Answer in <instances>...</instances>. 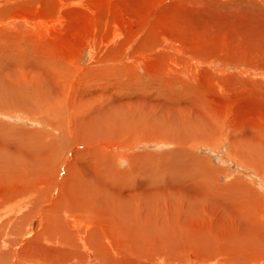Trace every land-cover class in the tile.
I'll use <instances>...</instances> for the list:
<instances>
[{
    "label": "rangeland",
    "instance_id": "374dc122",
    "mask_svg": "<svg viewBox=\"0 0 264 264\" xmlns=\"http://www.w3.org/2000/svg\"><path fill=\"white\" fill-rule=\"evenodd\" d=\"M61 1L70 7L60 9L57 0H0V156L6 158L9 152L16 163L22 159L15 153L14 143L21 146L32 142L36 148L45 140L59 136L58 123H64V108L68 102L70 115L77 119L74 122L71 116V120L65 122L66 128L73 130L75 126L77 131L82 127L89 131L103 123V126L108 125L109 131L116 132V123L114 127L109 120L118 114L114 108L125 114L127 110V117H137L135 113L141 109L139 116L145 120L151 114L157 115L158 120L149 123L151 129H164L165 133L169 123L173 141H166V137L163 141L162 137H149L147 129H140L143 132L135 129L139 132L137 138L128 135L129 131L121 132L119 137L118 131L106 143L103 162L108 169L125 173L124 179L129 178V174L134 175V169L147 174L139 184L148 185V189L157 187L161 194L153 203L157 208L143 205L147 217L157 220L161 213L157 211L159 208L168 214L172 205L176 206L175 201L163 195L164 188L172 190L168 194L181 197L177 200L181 205L187 200V194L195 198L198 186H208L211 182L224 192L218 195L221 201L253 195L259 200L254 210L262 212L264 171L260 170L261 160L244 157L246 151L242 154L238 148L244 149L241 142L251 143L256 135L258 142L264 143V0ZM54 10L60 22L52 29L32 22L40 14L52 20ZM111 31H117L121 39L111 45L113 48L107 46ZM173 46L176 47L172 49ZM50 97L60 100L63 111L50 117L51 122L44 123L41 120L45 106L40 107ZM126 120L130 119H125V126L130 127ZM120 121L118 123H122ZM9 141L13 144H8ZM33 148L30 147L31 154L26 153L29 158L35 154ZM82 151L79 156L88 154L85 149ZM239 153L244 156L238 159L235 154ZM81 164H76L80 171L77 173L86 176L92 164L90 160L84 167ZM11 165L7 173L15 175ZM217 194L215 192V196ZM211 200L218 202L215 197ZM197 204L196 213L200 218L206 215L209 223L197 218L189 225L188 233H211L215 223L223 228V223H219L222 222L220 206L210 202ZM179 215L178 211L177 217ZM165 216L167 222L170 221L168 215ZM19 236L20 231L15 235L17 240ZM113 236L122 238L118 233ZM133 241L135 250H144L140 240ZM20 245L15 250L18 256L28 260L33 257L45 264L50 262L49 254L43 255L40 251L46 244L40 247L39 243L28 239Z\"/></svg>",
    "mask_w": 264,
    "mask_h": 264
},
{
    "label": "bare ground",
    "instance_id": "6f19581e",
    "mask_svg": "<svg viewBox=\"0 0 264 264\" xmlns=\"http://www.w3.org/2000/svg\"><path fill=\"white\" fill-rule=\"evenodd\" d=\"M57 1L60 9L70 7L69 4L63 3L61 0ZM80 2L82 0L78 1V3ZM78 3L73 4L78 5ZM78 6L83 8L82 5ZM57 14V11L54 10L50 16L53 18L52 20L46 19V16L41 17L40 15L42 14L35 16L31 20L35 25L42 26L45 29H52L60 22V17L58 16L56 18ZM48 24L51 26L46 27ZM111 32L112 36L110 41H107V46L110 45V47L111 45L113 46L119 43L121 40L117 31ZM166 43H169L168 40ZM168 46L170 45L168 44ZM168 46L167 49H170ZM174 47L176 46H173L172 49ZM104 52L107 51L104 50ZM170 54L173 57L174 54ZM43 106L45 108H42ZM65 106L64 123H58L57 132L60 133L59 136L50 138L48 141L45 140V143L38 144L36 146L37 149L33 148L36 144L33 145L32 142L21 146L19 143H14L16 147L15 153L22 159L16 160V163L12 160V155L11 157L8 155L9 152L6 154V158H2L5 156H0V184H3V193L0 189V264H45L35 261L32 259L33 257L28 260L20 255L18 256V251H15L16 248L21 247L20 244L28 241V239L29 242L36 241L40 247H42L43 243L47 245L43 248L39 247L43 255L46 253L49 254L47 260L50 262L47 264H264V203L262 202L260 204L262 212L255 211L253 208L254 204L259 201L255 196L251 195L247 198L242 197V199L237 198L221 201L218 195L224 192L212 186L215 182H211L208 186L204 184L199 185L198 183L199 186L195 191V198L190 197L192 194L189 193L185 196L187 200L179 205L177 200H180L181 197L173 193V195L168 194L167 192L172 190L164 188L163 195L171 199L172 202L175 201L176 206L173 207L172 205L168 214L159 208L157 211L161 213L159 212V221H157L158 219L155 220L151 216L147 217L148 214L143 206L146 205L150 209H153L155 206L157 208V205L153 203L161 196L157 187L148 189V185L141 186L139 184L144 180L145 176L147 178V174L142 170L137 171L134 169L133 172L136 171L137 173L134 172L132 176L129 174L130 177L124 179L125 173L118 172L117 170L112 171L103 162L106 158L103 150L107 149L106 143L108 140L114 138L112 136L114 133L119 131L117 134L119 135L121 132L129 131L127 132L128 135L137 138L139 132L144 131L140 129H147L149 130L147 133L149 137H154L155 139L162 137V141L166 137V141H173L172 138L174 136H172V133L170 135V129H168L171 126L169 123V126L165 128V133L164 129L161 131V129L155 128L156 131L149 127V123L158 120L157 115L151 114L146 120L144 119L145 117L143 118L140 115L143 118L141 119L139 116L141 109L138 112L137 108L135 114L137 115L138 113V116H134L136 117L134 119V117L126 116L127 110L125 114V112H122L116 107L114 111L120 115L113 111L116 115L112 117V114L109 116V118H112L107 119L112 120L113 123L112 121L111 123L113 125L116 123L117 126L114 125V127L116 126L118 131H109L108 125L103 126V123L95 125L96 127H93L89 131L86 129L83 130V127L82 130L77 131L75 126L73 130L72 127L66 128L67 123L65 122L71 120V116H73V119L76 117L74 118V115H70L71 105L69 102ZM78 107L80 108L81 106ZM34 108H32V111ZM36 108L39 111V105ZM40 108L45 111H43L45 116L41 120L44 123H47L48 120L51 122L50 119L52 117L54 118L57 113L63 111L60 107V100H54L51 97L46 98L45 105H42ZM76 109L73 107V110L76 111ZM143 110L145 112V109ZM80 112L83 113V111ZM128 112L131 114L130 111ZM146 112H148V109ZM97 116H99L98 113ZM117 118L122 123H118L119 120ZM127 118L130 119V121H126L129 122L128 124L131 129L125 126V123H127L125 119ZM76 119L73 121L76 122ZM160 123L162 122L160 121ZM163 125L167 126V124ZM137 128H139V132L137 130L135 131ZM192 130L191 132H193ZM76 132H79V134L77 135ZM69 133L71 137H67ZM124 135V137L127 136L126 134ZM143 136L145 137V135ZM255 137H252L251 143L243 141L242 143L237 139L238 143L241 142L240 146L244 148L238 149L242 151V154L245 150L247 155L243 156H250V160L251 157L260 159L261 167H257H260V170L264 171V143H259L260 141L258 142V138L256 137V139ZM101 139H104L103 142ZM7 143L13 144L11 141ZM30 147L33 148L35 154L29 158L26 153L29 152L31 154ZM88 148L91 149L87 150ZM82 149H85L86 154H88L79 156L80 153H83ZM238 149H236V152ZM69 151L72 152L69 153ZM240 153L238 156L235 154L238 159L243 157H241ZM68 158H70L69 164H67ZM89 160L92 166L90 171L86 170V176L77 173V171H80L79 169L77 170L78 167L76 164H81V161L85 166ZM11 161L14 164L11 165ZM243 161L245 160L242 159ZM10 165L15 175H9L7 173ZM197 166L200 167L199 164ZM83 167L82 171L85 170ZM130 168L133 169V167ZM194 168L197 169L196 167ZM71 169L74 170L71 172ZM34 172H37L38 175ZM53 172L56 175H53ZM7 178L9 180L5 186L4 182ZM136 179H139L138 183ZM76 182H79V184ZM206 183L208 184L209 181ZM124 190H126V193H124ZM215 192L216 194L218 193L216 196ZM142 196L143 199H141ZM213 197L219 203L212 202L211 198L213 199ZM199 202H210L212 205L221 207L222 222L219 223H223V228L220 227L221 225L218 226V223H215L211 233L205 234L200 231H197V235L194 232V235L188 233L189 225L197 218L208 220L207 224L209 223V219L204 217L206 215L200 218L196 213L195 209L198 207L197 203ZM147 210L149 211V209ZM172 210H174V213ZM178 211L180 215L177 217ZM165 214L168 215L167 218H170V221L168 220L167 222ZM207 226L209 227L211 224ZM26 229L29 230V233L26 232ZM18 231H20L19 240L15 237ZM114 233L121 234L122 238H115L113 236ZM123 238L127 240L123 241ZM133 240H140L141 249L144 250H135L132 245H135L136 242ZM137 246H139V243Z\"/></svg>",
    "mask_w": 264,
    "mask_h": 264
}]
</instances>
